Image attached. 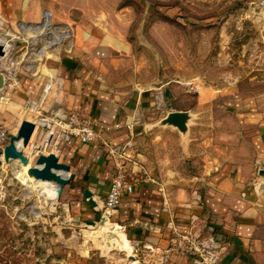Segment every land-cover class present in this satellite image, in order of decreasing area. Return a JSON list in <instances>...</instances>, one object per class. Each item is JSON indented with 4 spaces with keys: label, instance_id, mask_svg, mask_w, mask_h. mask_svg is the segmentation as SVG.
<instances>
[{
    "label": "rangeland",
    "instance_id": "374dc122",
    "mask_svg": "<svg viewBox=\"0 0 264 264\" xmlns=\"http://www.w3.org/2000/svg\"><path fill=\"white\" fill-rule=\"evenodd\" d=\"M2 1L0 11L9 15L16 9L26 17L5 19L0 12L1 35L17 34L19 26L22 30L44 26L46 31L32 37L21 30L29 45L39 47L52 43H48L50 17L55 33L69 28L68 36L35 60L36 72H45V64L58 67L63 55L68 57L69 85L80 84L75 79L89 72L92 86H103L122 103L133 91L151 95L153 104L143 108L145 114L126 119L127 129L135 126L127 149L163 187L166 197H176L180 190L183 196L177 198L188 202L192 197L185 200L184 195L202 187L201 176L211 164L236 151L239 125L233 98L236 93L264 92V0ZM90 44L108 47L91 49ZM15 45L25 50L20 43ZM36 84L32 82V88ZM13 90L0 100V120L15 131L19 117L29 114L18 104L20 99L8 97ZM177 107L189 113L184 131L162 122L170 108ZM30 150L24 151L31 155ZM31 163L30 159L27 168ZM22 165L18 159H2L0 166V202L5 203L0 206V264H58L62 256L73 259L69 264H79L77 257L85 251L74 243L82 242L88 246L91 264H136L128 259L138 258L134 250L106 244L98 238L101 225L91 229L83 222L99 220V210L74 225L75 210L65 207L64 197L46 196L41 185L45 180L20 172ZM48 180L53 188L55 180ZM73 229L76 236L68 248L58 235L70 237Z\"/></svg>",
    "mask_w": 264,
    "mask_h": 264
},
{
    "label": "crops",
    "instance_id": "0c3cea01",
    "mask_svg": "<svg viewBox=\"0 0 264 264\" xmlns=\"http://www.w3.org/2000/svg\"><path fill=\"white\" fill-rule=\"evenodd\" d=\"M3 1L5 3V0ZM0 12L5 19L26 17L16 9L14 14L9 15H6L5 10ZM0 23L3 22L0 20ZM41 27L45 29L44 26ZM91 46L92 44L89 47ZM96 46L108 47L107 44H97L91 49ZM67 61L68 57L62 55L59 57V66L49 68L45 64V72L27 73L24 69L21 70L20 83L8 97L20 99L18 104L22 106L27 98L38 96L47 75L52 77L55 72H61L64 80L60 93L62 104L88 113L96 119L98 138L95 141L80 142L76 138H71L61 143L57 153L58 160L69 164V172L73 174V177L62 186L59 195L64 197L65 203L68 204L65 205L66 208L75 210L72 215L75 217L74 225L77 226V222L93 216L96 211L87 200L84 189L88 188L91 191L97 203L107 191L114 167L108 145L133 142L130 134L135 126L127 129L123 122L132 118V114H145L143 108L148 109L153 102L151 95H147L146 91H133V94L131 93L122 103L117 100L115 94H111L103 86H92L88 77L93 76H90L89 72L75 79V81L78 79L80 84L77 85L73 81V85H69ZM32 82L39 85L36 84L32 88ZM83 83L85 84L82 85ZM233 102L232 110L239 125L237 149L218 164H211L205 171L206 174L201 176L202 187L198 189L199 203L188 206L186 202L179 201L178 198L183 196L180 190L177 191L176 197L172 195L166 197L163 187L149 177L142 164L133 165L129 169V178L136 179V183L131 192L123 193L116 210L110 216V221L113 222L111 224L118 226V230L124 234L132 250H142L144 244L167 245L173 236L168 226V221L172 217L174 223L181 229H189L201 235L215 232L221 237L225 243L223 262L264 264V92L246 95L236 93ZM174 109L184 108H170ZM23 118L28 116L19 117L15 131ZM117 122L120 123L118 127L115 126ZM8 130L10 134L15 132L12 129ZM45 135L44 128H36L25 147L31 149V155L28 157L32 162L35 159L32 157L34 148L36 144L43 142ZM1 173L0 170V176ZM192 196L193 192H187L184 199H190ZM165 198L168 201L167 210L163 208ZM0 206H5V203L0 202ZM147 223L156 225L158 230L150 229L146 226ZM80 230L83 231V227ZM75 231V229L71 231L70 237H66L62 232L58 235L68 248L73 246L71 241L74 242V239L71 237L76 236ZM75 245L76 248L82 245V250L85 251L79 253L77 257L79 264L93 263L91 254L86 253L88 246L83 242L74 243ZM71 261L73 259L68 256H62L57 263L69 264ZM166 264L194 263L191 256L173 252Z\"/></svg>",
    "mask_w": 264,
    "mask_h": 264
},
{
    "label": "built area",
    "instance_id": "2783aa9c",
    "mask_svg": "<svg viewBox=\"0 0 264 264\" xmlns=\"http://www.w3.org/2000/svg\"><path fill=\"white\" fill-rule=\"evenodd\" d=\"M45 13H49L50 16L48 10H45ZM51 26H53L52 23ZM50 27L47 29L51 32V39L48 42L52 41L55 33ZM61 28V30H56L58 34H61V38L57 42L53 41L49 48H53L64 37L68 36L69 28ZM17 29V34H11L6 31L5 35H0V41L3 43V54L0 56V71L5 75V82L0 89V100L5 98L6 92L18 87L21 70L24 69L27 73L36 72L33 70V63L36 60L34 59V53L42 47H37V43L29 45L26 37L21 35L23 34L21 32L22 27L19 26ZM17 42L25 46L23 52L16 48L15 44ZM24 42H27V44L25 43L24 45ZM30 54L33 56L31 57ZM29 64L32 66H29ZM63 84L64 80L61 75L59 76L56 73L52 77L47 75L38 96L27 98L22 105L25 112L29 114V119L35 124L34 130L37 127H41L46 131L45 138L40 143V150L52 151L55 154L58 153L61 143L71 138H76L80 142H92L98 138V132L95 128L96 119L92 115L65 107L62 104L60 93H62ZM194 87L197 89L198 85ZM123 123L128 127L130 126L127 120ZM115 126H120V123H115ZM10 135L8 128L0 120V149H3L8 143ZM108 152L114 164L113 173L105 195L99 203L96 202L94 207L100 211V215L104 210H107L111 216L116 210L123 193L133 190L136 179L129 178L128 171L133 165H138L139 163L129 154L127 143L108 145ZM199 198L198 191L194 190L192 198L185 204L188 206L197 204L199 203ZM167 206L168 201L165 198L163 208L167 210ZM146 226L152 230H158V227L151 223H147ZM168 226L173 232L170 242L165 246L144 244L142 250L134 249L138 255L136 259H141L144 264H166L170 255L173 252H177L191 256L194 264H227L222 261L225 243L215 232L201 235L189 229H181L174 223L172 217L168 221Z\"/></svg>",
    "mask_w": 264,
    "mask_h": 264
},
{
    "label": "water",
    "instance_id": "95a60500",
    "mask_svg": "<svg viewBox=\"0 0 264 264\" xmlns=\"http://www.w3.org/2000/svg\"><path fill=\"white\" fill-rule=\"evenodd\" d=\"M3 54V43L0 41V56ZM5 82V75L0 71V89L3 87ZM189 118V113L183 109L169 110L164 117L162 122L172 124L176 126L179 130L184 131L187 128V120ZM35 124L29 118L21 119L16 133H12L9 137L8 143L0 149V163L2 159H18L23 165L29 162V157L27 154L21 150L22 147L28 145L29 139L34 131ZM19 141V142H18ZM37 155L34 161L29 164L27 170L29 174L34 179L55 180L59 186L57 195L60 194L62 186L73 177V174L69 172V164L61 162L58 160L57 154L52 151L43 152L40 150V144H36L34 148ZM84 194L91 204L94 206L96 201L91 198V191L88 188L84 189ZM105 218H110L109 212L104 210L99 217L96 219H86L85 223L95 224L98 222L102 224ZM112 236H116L113 231H108ZM133 257V256H132Z\"/></svg>",
    "mask_w": 264,
    "mask_h": 264
},
{
    "label": "bare ground",
    "instance_id": "6f19581e",
    "mask_svg": "<svg viewBox=\"0 0 264 264\" xmlns=\"http://www.w3.org/2000/svg\"><path fill=\"white\" fill-rule=\"evenodd\" d=\"M47 20H48V18L46 17V18H44L43 22L45 23V22H47ZM47 23H49L48 24V28H49L51 26L50 18H49V21ZM28 28H33V29L30 30ZM28 28L26 26H24V28H23V31L27 33L28 37H32V35L35 34V33L38 34V33H41L43 31H46L41 26H36V27L33 26V27H28ZM66 35H67V33H66ZM60 38H61V34L54 33L52 41H50L48 43H51L53 41L57 42ZM49 46L50 45L48 44V45L42 46V48L36 50L35 53H34V56H35L34 59H42L43 55H45L50 50ZM44 52H45V54H44ZM29 66H32V65L30 64ZM34 67L35 66H33V68ZM21 148H22V146H21ZM20 170H21L20 172H26V171H28L27 170L26 163L21 166V169ZM38 180L42 181L41 179H38ZM48 181H51V180H48ZM48 181L45 180L44 182L41 183V185L43 184V188H46V191L47 192H44V193H47L46 196H51L54 199L56 197V195H57V191H58L59 184L55 181L53 183V186H52L53 188H51V186L49 187V182ZM54 188H55V190H54ZM42 191H44V190L42 189ZM91 198H92V195H91ZM110 220H111L110 218H105V220L103 221L102 224H99L98 223L99 225H101V227H100L101 230L99 231L100 232L99 233V237L98 236L97 237L99 239H101V241L105 242L106 244H111L114 248L115 247H120V248L123 249V247H125V248H128L129 249L130 246H128V242H126V237L124 236V234L122 232H120L121 230L119 231L118 229H114V227L112 225H111L112 227L109 225L110 224ZM88 225L89 226L92 225V227H91V229H92L93 226H96L97 225V222L95 224L88 223ZM108 231L115 232L116 233V236H112ZM130 249L132 251V246L130 247ZM132 256L133 255H130L128 257V259L129 260H133V263L139 264V261L138 260L135 261L136 260V257L135 256L132 257Z\"/></svg>",
    "mask_w": 264,
    "mask_h": 264
}]
</instances>
